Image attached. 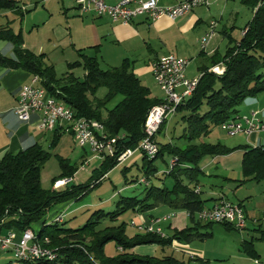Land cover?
Masks as SVG:
<instances>
[{"label":"trees","instance_id":"1","mask_svg":"<svg viewBox=\"0 0 264 264\" xmlns=\"http://www.w3.org/2000/svg\"><path fill=\"white\" fill-rule=\"evenodd\" d=\"M254 9L252 20L243 29L239 40L229 39V46L223 54L214 52L206 57V63L199 66L200 76L191 96L177 107L182 111L180 117L185 127L179 138L186 140L185 146L166 142L159 145L158 153L153 158L141 155L145 178L154 176L157 168L154 160L164 153L177 157V164L166 174L172 180L170 188L156 185L144 186V196L123 197L117 199L112 211L95 210L84 225L77 229L65 228L64 222L43 221L48 210L58 203L78 198L104 178L105 173L117 165L115 157L102 158L100 171L95 170L91 181L86 185H71L64 189L44 188L41 185V169L50 157L49 151L35 143L18 152H6L0 158V233L2 230L15 229L19 232L32 228V224L43 221L35 231L37 239L44 246L55 249L52 260L36 259L18 261V264H216L200 257L179 260L173 256L157 258L138 255L132 248L138 244H169L172 239L190 241L203 239L211 235L214 223L197 220L190 228L173 230L172 235L161 236L156 232L141 231V234L128 235L124 224L105 225V219L115 221L125 210L145 212L158 204L170 208L185 210L195 221V212L204 208V201L196 191L197 177L200 173L198 164L206 155L227 154L234 148L215 142H206V137L213 126L234 118L239 113V106L246 97L264 91V0H243ZM12 0H0V9L12 8ZM0 36L13 44L15 58L0 55V65L7 68H22L38 75L41 85L47 93L70 106L77 117H86L100 121L109 136L124 135L121 146L133 148L144 137L143 125L148 110L161 102L153 97L148 86L130 70V63L124 60L121 65L101 68L95 56L82 55L80 60L68 63V68L80 66L84 70L82 77L67 71L58 76L54 66L48 64L43 54H35L22 48V39L9 29H0ZM222 63V74H215L209 68ZM100 87L107 89L103 97H97ZM122 99L112 108L106 104L116 95ZM106 110L105 116L102 110ZM166 121L160 127L163 128ZM128 139L127 141H125ZM54 142L51 146H54ZM241 171L244 181H264V145L255 147L244 145ZM60 173L52 178L72 176L77 168L66 158L57 155ZM138 181V180H136ZM241 205V204H240ZM203 224V225H202ZM225 228H234L231 224L220 223ZM198 225L206 228L200 232ZM264 238V231L260 233ZM48 242H44V238ZM114 240L121 248L119 254L112 257L104 252L107 241ZM249 242L243 250L252 258L257 254Z\"/></svg>","mask_w":264,"mask_h":264},{"label":"crops","instance_id":"2","mask_svg":"<svg viewBox=\"0 0 264 264\" xmlns=\"http://www.w3.org/2000/svg\"><path fill=\"white\" fill-rule=\"evenodd\" d=\"M12 1L14 2V7L0 9V29H9L14 34H19L22 39V48L35 54H43L45 60L51 54H56L60 58L65 59L67 66L65 72L70 71L74 75H76L75 68H80V66L69 69L68 63L80 60L81 54L95 56L99 62H104L107 67L118 66L124 60H128L130 70L144 83L154 80L151 65L156 59L166 54L174 53L189 60L185 69L187 78L199 75V66L206 63L207 56H210L215 51L223 54L229 46V39L237 41L241 38L243 29L252 20L254 13V9L243 0H209L207 5L197 6L185 15L175 19L163 16L151 20L145 14L136 17L128 24H123L112 21L106 15L96 16L92 12H83L73 0ZM104 1L107 4H115L118 0ZM179 1L182 0H159V3L162 5H173ZM249 8L251 12L248 11ZM226 12L229 16L242 12L245 16L251 18L241 29V34L238 38H234L231 35V29H228L226 25L219 31L218 28H215L216 34H213L212 37L218 39L217 34L219 32L226 38L227 45L224 46L223 41L218 45L209 41L206 48L202 50L200 39L209 30V21L218 17L217 27H219L220 20H222ZM221 45L225 47L222 51L219 50ZM0 55L15 58L13 44L1 36ZM194 66L198 71L197 75L195 74ZM32 77L33 74L31 72L22 68H7L0 65V158L6 152L15 153L35 143L40 144L44 148V144L51 146L54 142L55 146L57 141L66 134L60 127L51 130L40 129L38 127V113L31 114L28 121L19 120L14 113V106L16 105L20 88L30 83ZM147 86L153 97L163 98V93L157 95L149 84ZM242 104L245 110H257L259 117L264 120V99H255V102L252 100ZM177 112H180L181 116L183 115L182 111ZM238 114L247 113L239 112ZM166 125L164 124L163 128L160 129L156 139L159 137L165 139L167 137ZM261 133H264V131L250 136L242 133L228 134L231 137H240H234V139L225 137L223 140L219 139L220 135L218 134L216 142L234 149L227 154L206 155L200 160L198 164L200 173L197 177L196 191L199 192L201 199L204 201V207H211L221 197L229 199L232 202L241 204L245 212L246 224L242 230L225 228L222 225L226 234H221L220 242L216 243L212 241L214 236L213 224L211 235L203 239L194 238L188 241L190 258L200 257L216 264H225L227 261L230 264L232 259H234V262L231 261V264H264V238H261L262 235L260 234L261 231H264V181L248 180L244 181V183L239 182L243 178L240 169L245 152L243 146L264 145V136L261 137ZM70 135L73 136L72 134ZM184 141L186 142L185 139ZM168 142L172 143V139L169 138ZM79 147L83 149L80 157L81 161H84L87 159L88 148ZM88 151L90 152L89 149ZM141 157L139 153H135L129 159V164L136 163ZM63 158L70 161L67 156ZM70 164H72L71 161ZM166 167H168V162ZM161 174L164 175L162 179L158 177L159 172L156 171L154 175L155 184L153 185L170 188L172 180L170 179L171 183H168L165 171ZM73 175L69 176L71 178L69 182L72 185L75 184L71 182L74 181ZM157 181L159 182L157 183ZM53 183L52 188H54ZM150 183L151 181L148 180V184ZM61 187H58V189ZM72 203L73 199L54 205L44 215L43 221L50 223L55 216L61 214L63 217L59 222H64L67 216L78 209V206H74ZM150 210L151 212H159L161 215L168 214L169 217L154 223L153 219L160 216L155 217V215L149 214L148 211ZM150 210L145 212L133 211L134 214L131 217L130 226L135 230H139L135 225L152 223L155 228H160L167 235L169 232L160 225L163 222L167 223L170 231L193 227L198 220L196 212L194 214L195 221H193L185 210H174L165 204H158ZM42 222H40V227ZM198 228L200 232L206 230L205 227L200 225H198ZM10 231L14 232L16 236L19 235V231L15 229L2 230L0 237L5 236ZM249 242L252 244L251 248L257 254L255 258L248 256L243 250L242 246ZM134 250L135 253H140L139 247H134ZM255 261H258V263H255ZM15 264L18 263L15 262Z\"/></svg>","mask_w":264,"mask_h":264},{"label":"built area","instance_id":"3","mask_svg":"<svg viewBox=\"0 0 264 264\" xmlns=\"http://www.w3.org/2000/svg\"><path fill=\"white\" fill-rule=\"evenodd\" d=\"M83 12H92L96 16H107L112 21L128 24L140 15H147L151 20L166 16L170 19L183 16L193 8L207 5L209 0H182L173 5H162L159 0H118L115 4H107L104 0H73ZM217 22L211 20L208 32L200 39L202 50L208 45L209 39L215 32ZM244 33V31H243ZM189 60L173 54H166L156 59L151 65V71L156 84L163 93L161 102L154 104L147 112L144 120V137L137 146L130 148L121 146L124 135L109 136L105 133L100 121L86 117H77L73 109L64 102L57 100L47 93L41 85L38 75H33L31 82L23 85L18 93L14 113L21 121H28L31 114L38 113V127L42 130L60 127L64 132L74 136L77 144L86 147L91 153L101 158L115 157L117 164L129 160L135 153L145 155L148 158L156 156L159 145L156 135L164 121H167L177 107L188 99L195 89L199 75L193 78L185 76V69ZM224 65L219 63L210 68L215 74L224 72ZM257 110H251L248 114H238L222 122L219 127L227 134L238 133L246 136L257 135L264 131V120L259 117ZM255 147V146H254ZM177 164V157H171L167 174ZM71 178L57 179L53 183L54 188L67 184ZM143 185H148V180L141 177L138 180ZM59 214L54 221H61ZM169 215H162L153 219L159 222ZM196 217L202 222L228 223L234 228L242 230L246 224V216L243 207L224 197L219 198L211 207L202 208L196 212ZM133 224V222H132ZM139 230L156 232L163 235L160 228H155L152 223L135 225ZM44 238V242H48ZM0 248L3 251H11L15 260L32 261L36 259L52 260L55 258V249L44 246L37 239V234L27 228L19 235L12 231L0 237ZM258 263V261H255Z\"/></svg>","mask_w":264,"mask_h":264},{"label":"rangeland","instance_id":"4","mask_svg":"<svg viewBox=\"0 0 264 264\" xmlns=\"http://www.w3.org/2000/svg\"><path fill=\"white\" fill-rule=\"evenodd\" d=\"M245 7V6H243ZM248 11L251 12V9L249 8ZM251 17L245 16L244 13L240 12L237 15H231L229 16L226 12L224 14L222 20H220V25H218V17L215 20L217 22L216 29L218 28V31L223 27L227 26L228 29H231V35L234 38H238L241 34V29L245 25V23L250 20ZM211 21V20H210ZM209 21V23H210ZM208 32V31H207ZM216 34V32L214 33ZM205 35V34H204ZM218 39L216 37H211L209 41L214 44H221L223 41L224 46L227 45V40L224 38L219 32L217 34ZM216 41H218L216 43ZM225 47H220L219 50H224ZM46 62L48 64H53L55 72L58 76L62 75L66 70V62L65 59L60 58L56 54H51L50 57H46ZM100 67L101 68H107V65H105L104 62L100 61ZM194 65V64H192ZM215 66V65H214ZM192 67V66H191ZM213 67V66H212ZM190 68V67H189ZM195 68V66L193 67ZM211 68V67H210ZM209 68V71H211ZM195 74H198L197 69H194ZM261 73H264V68H261ZM75 74L77 76L82 77L83 70L82 68H75ZM141 81V80H140ZM144 85L150 86V88H153L154 92L157 95H161V91L159 90V86L156 84L154 80L147 81L148 83H144V81H141ZM107 89L105 87H100L96 91L97 97H103L106 93ZM122 99L121 95H116L114 98H112L110 101L107 102L106 108L110 109L112 106H114L117 102H119ZM245 99L246 101H242L243 103H247V101H254L255 99H264V91H261L255 95L248 96ZM251 99V100H248ZM239 112H246L247 114L253 110V109H244V105L239 106ZM103 115L105 116L106 110H102ZM181 113L177 112L176 114H173L167 121L166 129H167V137L165 139H161L160 137L156 139L158 142L166 143L168 142V139H172V144H177V146H185L186 142L184 139H180L179 136L182 135L183 129L185 127L184 122L181 120ZM63 135V138L59 139L57 141V144L55 146H49L47 144H44V148L49 151L50 157L45 161L43 164V167L41 169V185L44 188H52V178L59 174L60 168L58 164L57 155L68 157L70 158V161L72 164H74L77 168L76 172L73 175V179L75 185H86L91 181L92 176L94 175V171L98 170L100 171L101 164L103 162L102 158L96 154H93L88 151L86 158L84 161H81L80 154L83 152V149L80 148L73 136L70 134ZM220 135L219 139L223 140L225 137H229V139H234V137H240V136H230L226 132H224L219 126H213L211 128L210 133L203 137V141L206 142H216V136ZM241 134V133H240ZM264 136V133H261V137ZM170 161V155L167 153H164L163 157H158L154 160V165L157 168V172H159L158 177L161 179L164 178V175L161 174L162 172L167 170L166 164ZM143 162L142 160H137L136 163L129 164V160L122 164H117L115 167H113L106 177L103 178L99 184L89 187L86 191V193L81 194L78 196V198H73V205L78 206V209L71 215L67 216L64 221V227L65 228H71V229H77L84 225L86 220L91 216V214L98 209H103L104 211H113L116 207L117 199H119L120 196L126 197H138V199L144 195V186L143 184L139 183L136 180H139L141 177H144V169L142 168ZM166 168V169H165ZM165 169V170H164ZM157 177V176H156ZM157 177V178H158ZM70 178V177H67ZM155 177L151 176L149 180L151 181V184H155ZM166 180L168 183H171V180L169 177H166ZM159 181H157L158 183ZM70 183V182H68ZM67 183V184H68ZM156 183V184H157ZM66 187L63 186L60 189H64ZM77 199V200H76ZM76 200V201H75ZM53 209V208H52ZM149 214H153L156 216H162L159 212H151L148 211ZM132 210H125L121 214L117 216V219L115 221H110L109 219H105L101 223V227L105 225H122L124 224L126 233L128 235H135V234H141V231L135 230L131 225V220L133 216ZM46 215V214H45ZM56 217V216H55ZM54 221V220H53ZM52 221V222H53ZM41 221L34 222L32 224V228L37 231L39 229ZM164 227V229L169 232L167 235H172L173 230L169 231V228L167 226V223H161ZM223 226L221 224L214 223L213 225V239L212 241L214 243L220 242V235L226 234L225 230H223ZM163 232V231H162ZM166 236V234L163 232V235ZM139 247L140 253H135L134 247ZM132 248V251L135 254L138 255H147V256H155L157 258H161L164 256H173L179 260L188 261L189 260V253H188V241L184 240H178V239H172V241L167 245H161L158 243H148V244H138ZM104 252L107 256H114L119 254L121 252V248L117 245V243L114 240H109L104 245ZM138 252V251H136ZM231 261L234 262V259ZM230 261V264H231ZM15 258L13 257V254L11 251H3L0 250V264H15ZM229 261L225 262V264H228ZM223 264V263H219Z\"/></svg>","mask_w":264,"mask_h":264},{"label":"water","instance_id":"5","mask_svg":"<svg viewBox=\"0 0 264 264\" xmlns=\"http://www.w3.org/2000/svg\"><path fill=\"white\" fill-rule=\"evenodd\" d=\"M128 139H126L125 141H127ZM72 185V183H68V186H71Z\"/></svg>","mask_w":264,"mask_h":264},{"label":"bare ground","instance_id":"6","mask_svg":"<svg viewBox=\"0 0 264 264\" xmlns=\"http://www.w3.org/2000/svg\"><path fill=\"white\" fill-rule=\"evenodd\" d=\"M157 136V135H156Z\"/></svg>","mask_w":264,"mask_h":264}]
</instances>
